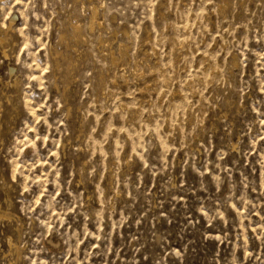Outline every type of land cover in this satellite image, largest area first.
I'll use <instances>...</instances> for the list:
<instances>
[{
	"label": "rangeland",
	"instance_id": "obj_1",
	"mask_svg": "<svg viewBox=\"0 0 264 264\" xmlns=\"http://www.w3.org/2000/svg\"><path fill=\"white\" fill-rule=\"evenodd\" d=\"M0 35V264H264V0H0Z\"/></svg>",
	"mask_w": 264,
	"mask_h": 264
},
{
	"label": "bare ground",
	"instance_id": "obj_2",
	"mask_svg": "<svg viewBox=\"0 0 264 264\" xmlns=\"http://www.w3.org/2000/svg\"><path fill=\"white\" fill-rule=\"evenodd\" d=\"M94 11H93V17H92V23H91V26H92V28H94V26H95V24L98 22V20H97V9L94 7V9H93ZM91 28V29H92ZM77 32V31H76ZM77 34V33H76ZM5 40V38L3 37V36H1L0 35V45L2 44V42ZM121 49H122V47H121ZM123 50V49H122ZM121 51V50H120ZM111 52V51H110ZM109 52V56H111V54L112 53H110ZM6 53V52H5ZM114 54V53H113ZM115 56H113V58H114ZM117 59V58H116ZM116 59H114L115 61H116ZM118 60V59H117ZM112 64V63H111ZM136 72H138V71H136ZM136 75H138V74H136ZM140 75V74H139ZM138 75V76H139ZM144 87H146V86H144ZM143 87V88H144ZM144 90V89H143ZM8 216V215H7ZM5 214H3L1 211H0V218H5V217H7ZM10 243V242H9Z\"/></svg>",
	"mask_w": 264,
	"mask_h": 264
}]
</instances>
